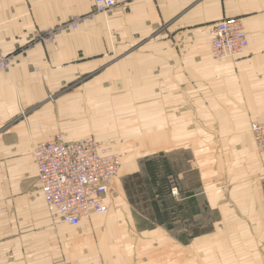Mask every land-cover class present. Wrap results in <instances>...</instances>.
Returning <instances> with one entry per match:
<instances>
[{
    "label": "crops",
    "instance_id": "obj_1",
    "mask_svg": "<svg viewBox=\"0 0 264 264\" xmlns=\"http://www.w3.org/2000/svg\"><path fill=\"white\" fill-rule=\"evenodd\" d=\"M94 1L0 0L1 45L12 61L0 71V264H9L13 240L16 264H132L103 232L109 219L93 215L72 228L48 211L33 150L60 132L113 141L127 153L109 207L115 191L128 198V177L149 186V159L169 182L176 176L181 194L170 185L176 200L154 223L166 240L167 224L191 230L174 237L182 256L188 235L194 245L215 242L193 247L190 264L196 256L264 264V155L251 130L264 120V0H117L90 16ZM226 16L243 17L249 44L219 59L210 28ZM75 20L78 28L58 29ZM181 149L191 155L180 171L171 156ZM189 171L196 180L185 184ZM133 197L136 206L153 200Z\"/></svg>",
    "mask_w": 264,
    "mask_h": 264
},
{
    "label": "built area",
    "instance_id": "obj_2",
    "mask_svg": "<svg viewBox=\"0 0 264 264\" xmlns=\"http://www.w3.org/2000/svg\"><path fill=\"white\" fill-rule=\"evenodd\" d=\"M117 0H95L90 16L106 12ZM77 20L58 26L78 28ZM56 32L47 31L52 38ZM210 50L223 59L241 55L249 44V36L241 16H226L210 28ZM11 57L4 53L0 30V71L10 67ZM251 129L258 152L264 155V120L253 122ZM33 155L38 167L41 190L51 212L68 224H79L91 213L109 210L107 194L119 174L121 155L108 142L94 136L67 140L62 133L40 142ZM177 189V188H175ZM175 191V190H173Z\"/></svg>",
    "mask_w": 264,
    "mask_h": 264
},
{
    "label": "rangeland",
    "instance_id": "obj_3",
    "mask_svg": "<svg viewBox=\"0 0 264 264\" xmlns=\"http://www.w3.org/2000/svg\"><path fill=\"white\" fill-rule=\"evenodd\" d=\"M105 142H108L110 146L113 148V150H115L121 155L122 165L120 167L119 174L117 178L115 179V180L118 179L117 181H119L120 179H122L121 175L123 174L122 173L123 170H121V168L122 166H124L123 164L125 162L124 160L126 158L127 153L123 152L120 144H115V142L113 141L112 142L105 141ZM157 155H160V153ZM190 155H191L190 151L185 150V149L173 151L171 158L173 159L172 161L174 164V169L180 170V171L186 170L187 169L186 161L190 157ZM158 158L161 159V156H158ZM175 177H170L171 178L170 182L172 183L171 185H174L172 188V191L175 190L173 191L174 193L178 191V189H175V188H177L178 181H179ZM186 179H189V181L196 180L195 173H193V171H189L188 173L186 172V177L184 178L185 184L187 181ZM129 182H130L129 186L132 188L133 195L136 196L137 191H138L137 186H136L138 184L137 180H134V181L130 180ZM142 185L144 184L142 183ZM145 192L148 194L150 193L148 190H145ZM170 194L172 195V197L171 198L168 197V200L170 201V204H173L174 203L173 199L176 200V198L174 197L172 193ZM178 194H181V193L179 192L176 193V195ZM127 195H128V198L130 199L128 190H127ZM138 195L141 196L140 193ZM112 198H113V201H110V207L106 213L94 214V215L98 217L99 219H101L102 221L103 220L106 221V219H109L110 223H113L110 225L108 224V226L105 227L106 229L103 231L109 236L108 238L112 240L110 242L107 241V243L108 242L110 244L114 243L115 246L113 248L115 249L118 247L119 245L118 243L120 242V245H121L120 251L124 252V253H120V255L125 256V260H132V264H161V262H163V264H190L192 262L191 260L192 255H194V252H193L194 248H199V247L209 248V244L215 243L213 240H202L200 244L194 245L192 242V236H189V235L187 236L185 234L188 237V240H185V243L188 242L187 245H185V248L187 249V251H185L184 256H182L180 253L177 252L178 248L176 247L174 243V240H175L174 237L175 235L176 236L180 235L179 237H181V235H183L184 233L189 234L191 230H187L185 232V229H184L185 225L183 226L181 221L179 222L178 220L173 223L174 227L170 228L172 230L169 229V233H170L168 235L169 239L166 240L165 236L161 235L162 233L163 234L167 233L166 228H164V226L159 223L156 224L157 222L154 223L155 219H153L151 216L152 214H155L152 209V205H148V208H147V207H142L141 206L142 203H139V205L136 206L135 204H132L133 202L131 203L128 201L127 196L125 197L124 195L121 194V197H120V194L117 191H115V193L112 194ZM137 200L138 198L136 199V201ZM176 208H177L176 205L170 208V211H169L170 213L167 216L169 217V219H171L172 217L173 218L176 217L177 212H178ZM146 211H148V213H146ZM204 221L205 220H203V222ZM201 226L204 227V225H201ZM76 227L77 226H73L72 228H76ZM171 235L173 237H171ZM13 242L15 244L9 243L8 245H6V249L4 251L5 257L3 258H6V260L9 261V264H14V263L16 264L13 257L16 256L17 250L10 248V246L16 245V241L13 240ZM117 249L119 250V248ZM129 252L133 253L131 257H128L129 254L126 255V253H129ZM140 252L142 253V255L140 254ZM148 257H151V258H148ZM98 258L99 260L97 259L95 264H99V262L104 259V258L102 259L101 257H98ZM109 259L110 258H107V260ZM193 259L195 261L198 260V264L200 263L206 264L203 262L204 260H206V258L203 256L201 258H198L196 256ZM122 263H124V261ZM100 264H103V263H100Z\"/></svg>",
    "mask_w": 264,
    "mask_h": 264
},
{
    "label": "trees",
    "instance_id": "obj_4",
    "mask_svg": "<svg viewBox=\"0 0 264 264\" xmlns=\"http://www.w3.org/2000/svg\"><path fill=\"white\" fill-rule=\"evenodd\" d=\"M166 167H167V169H165V171L167 170L166 175H168V174L170 175L171 172H170V169H168V165H166ZM146 168L148 169L149 176H150L146 182L149 186L142 185V181L140 182V180L136 177L137 174L133 175L132 177H128V180H132V181L137 180V183H138L136 185L137 189H138L137 195L140 193L145 198L146 197L147 198L148 197L153 198L151 203L150 202L148 204L145 203V204H143L142 207L148 208V205H152V209L155 213V214L151 215L152 218L158 222H162V218H163L164 213L169 209L168 206L171 205L170 201L169 200L166 201L163 198V196L165 194H169L171 192V189H170L171 184L168 181V179L166 178V176L161 174L162 167H161L159 161H156L155 159H149L146 162ZM151 186H153L155 188L154 192H153V188ZM126 188L128 190V194L130 195V201L135 202L136 198L133 197L132 188L129 186V183H127V182H126ZM145 190H148L150 193L149 194L146 193ZM144 209H146V208H144ZM146 213H148V211H146ZM167 225L169 228L174 227V224H172V223L167 224ZM183 240H184V238H183Z\"/></svg>",
    "mask_w": 264,
    "mask_h": 264
},
{
    "label": "bare ground",
    "instance_id": "obj_5",
    "mask_svg": "<svg viewBox=\"0 0 264 264\" xmlns=\"http://www.w3.org/2000/svg\"><path fill=\"white\" fill-rule=\"evenodd\" d=\"M227 58H228V57H227ZM251 130H252V129H251ZM253 136H254V135H253ZM254 141H255V139H254ZM255 146H256V144H255ZM34 149H35V148H34ZM33 151H34V150H33ZM43 194H44V193H43ZM44 197H45V195H44ZM45 201H46L47 209L50 211V209H49V207H48V204H47V200H46V198H45ZM50 212H51V211H50ZM51 213H53V212H51ZM53 214L59 217L58 214H55V213H53ZM94 214H96V213H91L88 217L81 219L80 223H79V224H76V225H71V224H68V223H66V222H64V223H66V224H68V225H70V226H78V225L81 224V222H82L83 220H86V219L90 218V217H91L92 215H94Z\"/></svg>",
    "mask_w": 264,
    "mask_h": 264
}]
</instances>
